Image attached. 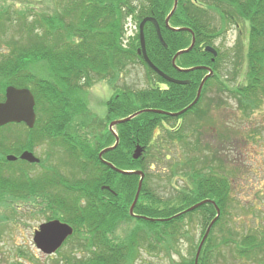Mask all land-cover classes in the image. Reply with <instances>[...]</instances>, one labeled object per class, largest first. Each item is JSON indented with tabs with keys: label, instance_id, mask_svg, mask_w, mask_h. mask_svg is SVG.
Returning <instances> with one entry per match:
<instances>
[{
	"label": "trees",
	"instance_id": "trees-1",
	"mask_svg": "<svg viewBox=\"0 0 264 264\" xmlns=\"http://www.w3.org/2000/svg\"><path fill=\"white\" fill-rule=\"evenodd\" d=\"M65 4L69 7L56 14H34L31 10L7 6L0 8V100L4 98L7 85L29 88L35 100V128L38 123V106L44 96L50 104L52 118L45 124L43 136H56L58 139L61 133L71 134L64 126L83 122V113L91 119L89 112L81 110L85 98L79 80L86 81L82 83L83 86L90 85L94 79H106L113 85L128 64L136 60L153 77L152 83L135 90L130 87L116 89L106 102V122L142 109L158 108L166 112H177L187 107L194 99L199 82L207 70L203 67L190 71L177 70L171 59L178 50L189 46L192 35L193 47L176 58V65L182 68L204 65L211 67L213 72L205 80L195 104L180 115L144 111L115 126L118 143L105 151L102 158L118 169H141L144 172L141 190L133 207L135 215H130L128 208L133 202L139 176L120 173L98 157V152L115 141V136L108 129L92 130L91 143L87 146L77 137L73 145L69 144L74 154V167L78 170L73 176L62 182L50 178L44 183L41 179L29 182L27 188H22L24 194L32 197L50 192L48 196L57 209V217L60 216V220L73 226L71 237H76V249L80 250L76 252V257H67L64 264H131L140 252L141 245L150 250H162L168 256L171 251L178 250L176 247L182 238L188 237L186 225L192 216H195L204 230L216 215L215 207L210 202L191 211H183L201 200H214L220 214L211 226L197 262L213 264L212 253L216 245L213 240L214 229L217 227L221 234L230 233L227 218L230 216L231 178L234 172L225 165L223 148L217 150L216 147V150L207 153L196 152L192 157H184V165L188 169L183 174L189 185L175 188V193L166 196H161L148 183L150 163L156 157L155 152L166 149V140L182 142L185 149L191 147L190 134L184 132L179 118L191 113L200 117L201 113H205L207 108L201 111L199 105L206 96L211 80H216L217 86L235 99L237 109L245 116L263 107L264 0H177L176 9L169 18V26L165 24V17L172 8L173 0H66ZM212 10L219 12V21L214 18ZM129 16L138 24L146 16L157 20L166 47L159 41L154 25L147 21L143 34L149 59L166 74L190 79L189 83L166 81L144 62L136 51L139 32L124 46L121 40L122 26ZM236 18L247 20L249 28L247 42L243 44L238 39L232 46L234 65L245 64L242 81L229 85L226 80L222 81L220 75L229 54L216 49L217 54L212 60L213 55L204 48L207 45L213 46L214 41L225 34L226 26L222 22H235ZM172 27L186 29L174 30ZM39 64L46 71L53 70L55 78L67 90L56 89L54 81H50L40 70L31 68ZM238 66L233 67L235 76L241 68ZM68 108L73 110L70 118L63 114ZM172 122H175V127H170L173 126ZM7 125L10 124L0 128H6ZM262 126L264 124L260 121L250 132L245 133L237 127L239 132L235 128L230 130L225 125L219 126L214 136L219 145L223 146L231 134L239 140L262 136ZM157 127L165 132L162 139L159 138L161 134L154 135ZM56 132L59 134L56 135ZM155 137L158 138L156 143L152 142ZM137 144L145 148V153L134 159L132 151ZM28 145H32L30 141L25 146ZM193 147L199 148L198 139ZM170 157L164 153L157 156L166 161L163 170L172 167ZM229 159L233 162L236 160L232 157ZM56 182L58 186L55 185L52 191L48 185ZM80 197L86 198L87 204L82 207L79 206L83 204L79 201ZM143 216L154 219L147 220ZM132 219H136V225L123 240L114 242L109 236L114 225L118 221ZM220 244L226 246L228 238L222 235ZM196 249L197 244L191 245V256H181V261H171L172 264H193ZM234 249L239 257L254 262L262 260L264 236L247 233L235 243Z\"/></svg>",
	"mask_w": 264,
	"mask_h": 264
},
{
	"label": "rangeland",
	"instance_id": "rangeland-1",
	"mask_svg": "<svg viewBox=\"0 0 264 264\" xmlns=\"http://www.w3.org/2000/svg\"><path fill=\"white\" fill-rule=\"evenodd\" d=\"M64 3H66V0H0V8L7 6L8 8L31 10L34 11V14H56V12L63 11L64 8L69 7V5H64ZM202 9L206 10L207 8ZM212 11L214 18L219 21V12ZM236 19L237 21L235 22H222L223 26H226V32L221 37H218L213 44L215 49L221 50L226 55L229 54L224 60L225 63L220 71V75L223 78L222 81L226 80L225 82L229 85L242 81L243 67L245 66V64L234 65L232 46L238 39L243 44L247 42L249 26L247 20ZM237 22L238 25L236 26ZM138 25L130 16L124 20L121 39L124 46L130 42L129 39H133L139 32ZM139 46L140 41L137 40L136 51ZM39 65H34L31 68L40 70L50 81H54L57 84L56 89L67 90L62 88L58 78H55L53 70L49 69L46 71ZM235 66L240 68L236 76L233 74V67ZM152 80L153 77L137 60L128 64L113 85L109 84L106 79H94V82L90 85L83 86L82 83L86 81L84 79L79 80L78 84L85 98L84 108L81 110L89 112L91 119L86 118L83 113L81 115L83 122L79 123L77 121L78 124L76 125H65L64 129L70 130L71 134L61 133L63 129L58 139H56L55 135V137L43 136L46 128L45 124L50 122L52 118L50 104L45 100L44 96L41 99L40 106H38V123H36L35 128L33 126L28 127L24 122L10 123L6 128H0V264H64L67 257H76L78 255L76 252L80 249H76V237H71L72 234L52 254H44L36 247L33 240L34 231L41 223L59 219L60 216L59 218L57 217V209L54 208L55 205L50 201V196H48L50 192L42 195L39 193V196L29 197L24 194L25 191L22 188H27L30 185L29 182H36L39 179H41L42 183L48 182L49 178L52 180L59 179L62 182L67 177L73 176L72 174L78 170L74 167V154L70 151L69 144L70 146L73 145L75 137H77L87 146L91 143L92 130L96 132L97 130L104 131L108 129V124L114 119L109 122L105 121L106 102L112 97L116 89L130 87L135 90L144 88L149 83H152ZM208 85L206 96L199 105L201 111L207 108L205 113H201L200 117L191 113L179 118V123L182 124L180 126H182L184 132L190 134L191 147L185 149L186 146L182 142L166 140L164 144L166 149L154 153L156 157L152 158L153 162L150 163L151 173L148 175V183L161 196L175 193V188L179 189L182 185L185 187L189 185L188 179L184 178L185 175L183 174L188 169L184 165L186 160L184 157H192L196 152L207 153L210 150H216V147L217 150L223 148L222 158L225 165L227 168H232L234 172L231 178L230 216L227 218L230 233L223 232L221 234L217 227L214 229L213 240L216 245L212 253V263L264 264V258L254 262V260L239 257L234 249L235 243L247 233H254L257 237L259 234L260 237L264 236V126H262L263 133L260 137L254 136L252 139L244 138V140H239L234 139L231 134L224 141L223 146L219 145L218 140L214 136L219 126L225 125L230 130L238 128L241 130L240 132L245 133L250 132L255 124H260V121L264 124V104L262 108L245 116L237 109L235 99L229 96L228 92L217 86L216 80H211ZM63 114L66 115L65 117L70 118L73 115V110L68 108ZM72 122L74 121L72 120ZM171 125L173 126L170 127H175V122H172ZM112 129L115 131L114 126ZM37 131L39 132L38 134ZM57 134L59 132H56ZM157 134H161L159 138L162 139L165 132L160 131L159 127H157L154 130V135L156 136ZM197 139L199 148L194 149L193 146ZM29 141L32 145L25 146ZM157 141V137L152 139L154 143ZM62 144H66V146ZM141 147L143 148L141 155H143L145 148ZM25 150L31 152L39 161L30 162L20 159L19 155ZM163 153L171 156V161L169 162L173 163V165L170 169L165 168L163 170L166 161L157 158L158 155ZM8 155H15L19 160L10 161L7 159ZM230 157L237 161H230ZM182 179H185V181ZM55 185L58 186V182L48 186L53 191ZM79 201L83 203L79 204L82 207L86 203V198L80 197ZM60 221L70 225L66 221ZM134 225H136V219L118 221L110 231L109 236L114 242H119L124 239ZM186 227L188 237L179 241V245L176 247L177 251H171L167 256L162 250L153 248L150 250L145 245H141L139 246L140 252L134 257L131 264H172L173 262L171 261H181V256L183 258L190 257L191 245L195 246L197 244L198 247L207 227L203 230L195 216H192V220L188 222ZM222 235L226 239L228 238L226 246L220 244Z\"/></svg>",
	"mask_w": 264,
	"mask_h": 264
},
{
	"label": "water",
	"instance_id": "water-1",
	"mask_svg": "<svg viewBox=\"0 0 264 264\" xmlns=\"http://www.w3.org/2000/svg\"><path fill=\"white\" fill-rule=\"evenodd\" d=\"M177 6V0H173V5L172 8L170 10V12L168 13V15L165 17V24L166 26H169V18L172 15V13L175 11ZM150 21L154 24L155 30H156V34L157 37L159 39V41L161 42V44H163V46L166 47V43L164 42L161 32H160V28H159V24L156 21V19H154L153 17H144L141 22L139 23V40H140V46L139 48H137V53L140 54L143 58V60L146 62V64L153 70L155 71L157 74H159L162 78H164L165 80L169 81V82H173V83H178V84H185V83H189V79H177L174 78L166 73H164L163 71H161L156 65H154V63L149 59V57L146 54V49H145V41H144V34H143V27L145 22ZM174 30H179V29H186V28H178V27H174ZM194 45V36L192 35V40L190 45L186 48V49H181L178 50L172 57L171 62L172 65L177 68V70H183V71H190V70H194V69H198V68H205L208 70V73L206 75H204V77L201 79V81L199 82L198 88H197V93L196 96L194 98V100L185 108H183L180 111L177 112H166L164 110H158V109H142V110H138L124 118H119L116 120H113L109 123L108 128L109 130L114 134V131L112 129L113 126H115L116 124L122 123L124 121H128L129 119H131L132 117L136 116L137 114L144 112V111H154V112H158V113H164V114H169L172 116H178L181 113H183L187 108L191 107L198 99L201 88L205 82V80L211 76L212 74V69L210 67L207 66H193V67H188V68H180L175 64V60L176 58L184 53V52H188ZM206 51H209L210 53L213 54V56H215L217 54L216 50L212 47V46H205L204 48ZM4 100L0 101V126H3L7 123H19V122H24L28 127H32L35 121V111H34V105H35V101H34V97L32 92L30 91V89L26 88V87H15L13 85H7L5 87V91H4ZM118 143V137L115 135V143L111 146H108L104 149H102L99 153H98V157L102 160V154L109 150L112 149L113 147H115V145ZM143 148L139 145H136L133 153H132V157L134 159L138 158L139 156H141ZM20 159L23 160H27L30 162H38L39 159L37 157H35L31 152L25 150L23 151L20 155H19ZM8 160H14L16 159V156L14 155H8L7 156ZM105 163H107L112 169L120 172V173H129V174H137L139 175V180H138V184H137V190L133 199L132 204L129 207V214L130 215H135L133 213V207L137 201L138 195L140 193L141 190V186H142V182H143V178H144V172L141 170H123V169H118L116 167H114V165H112L111 163L103 160ZM106 188H109L108 186H105ZM206 202H210L211 204H213V206L215 207L216 210V215L215 217L211 220V222L208 224L204 235L201 238V241L196 249V253H195V257H194V263L193 264H197L198 262V257L201 251V248L205 242V239L211 229V226L213 225V223L215 222V220L217 219V217L220 214V210L218 208V206L216 205V203L214 202V200L211 199H204L201 200L195 204H193L192 206L188 207L187 209H185L183 212H188L191 211L193 209H195L196 207L200 206L203 203ZM142 218L147 219V220H153L154 218H149L146 216H143ZM72 227L66 223L61 222L58 219H54V220H50V221H46L41 223L38 228L34 231V235H33V240L34 243L36 245V247L38 249L41 250V252H43L44 254H52L53 252H55L61 245L62 243L65 241V239L72 234Z\"/></svg>",
	"mask_w": 264,
	"mask_h": 264
},
{
	"label": "flooded vegetation",
	"instance_id": "flooded-vegetation-1",
	"mask_svg": "<svg viewBox=\"0 0 264 264\" xmlns=\"http://www.w3.org/2000/svg\"><path fill=\"white\" fill-rule=\"evenodd\" d=\"M17 160H19V158H18V157H16V159H15V160H13V161H17Z\"/></svg>",
	"mask_w": 264,
	"mask_h": 264
}]
</instances>
